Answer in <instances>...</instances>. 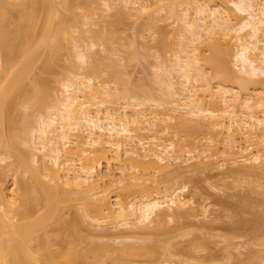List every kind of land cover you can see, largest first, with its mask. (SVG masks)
<instances>
[{
    "label": "bare ground",
    "instance_id": "1",
    "mask_svg": "<svg viewBox=\"0 0 264 264\" xmlns=\"http://www.w3.org/2000/svg\"><path fill=\"white\" fill-rule=\"evenodd\" d=\"M121 50L153 59L145 84ZM224 166L264 176V0H0V264H264V226L238 245L188 196Z\"/></svg>",
    "mask_w": 264,
    "mask_h": 264
},
{
    "label": "rangeland",
    "instance_id": "2",
    "mask_svg": "<svg viewBox=\"0 0 264 264\" xmlns=\"http://www.w3.org/2000/svg\"><path fill=\"white\" fill-rule=\"evenodd\" d=\"M112 21L111 22L113 24H111L112 26H110L115 31V38H117L116 35H122L124 38H127L126 40L130 39V41H132L133 39H135L136 41H138L136 42L134 40L136 43H141V36L136 34L140 32L139 22H133L128 18H123L118 21ZM158 25H160L162 28H169L166 21H160ZM133 34H135V38ZM159 34L156 38L160 37ZM123 37L121 38L123 39ZM145 38L147 39L148 37ZM136 43L135 45H137ZM151 44H153V42ZM65 45L66 55L56 60V62L54 63L53 72L42 73L43 77L52 79L61 76L66 71L67 64L73 61V58L71 57V55L73 54L71 44L69 42H66ZM135 49H137L135 51L139 50L138 47ZM138 52H136V57L131 60L124 58L125 53L123 51L120 52L119 54L121 57L118 58V65H122L121 67H119V69L121 70V72H123V74H126L124 76L121 75L122 78L130 77V82H132V84L136 82H139L140 84L141 81H143V83L141 84H145V81L143 79L145 78L146 81H148V77H150V74L148 76L147 73H150V71L152 70L151 69L149 71V69L151 68L149 62L152 58L143 59L142 55H140L139 58L137 57L139 54ZM65 57L69 58L65 59ZM146 75L148 79L146 78ZM122 78L120 77V79ZM139 84L136 83V86ZM134 85L135 84H133L132 86L134 87ZM225 168L227 167H221V170L219 171L218 169H213L212 171L205 170L206 172L195 171V173L193 174L188 173V176H183L182 178H187L190 181L189 182L187 180L189 182L188 196L190 195L196 205H205L206 207H208L209 213L214 220V222H212V226H214L215 229L212 231V233H219L221 235H225L227 238L230 237L231 241L237 243L238 245H245L249 242L254 241L259 242L263 238V235L261 233L259 234L260 229H258V227L264 226V176L228 174ZM104 170L105 169H103V171ZM257 184H261V186L258 187ZM249 195L250 197H248ZM220 199H223V201H221ZM257 213L259 214V224L256 227L241 223V220L249 222L253 221ZM176 224L178 225V223ZM183 224L188 225V227L184 230L189 232L187 235L182 237L184 241L194 240V242L198 244V252L201 254H205L210 248V250H212L215 255H219L220 249L224 245L221 241V237L211 236L210 238L208 237V241L203 240V237H207V235L203 233L202 229L195 227L194 223V225L190 224L189 221H183ZM204 245H206L207 248L204 247ZM215 245L217 246L215 247ZM243 247L245 248V246ZM258 248L264 249V245H259ZM241 250H244L246 252L247 248H241ZM242 256L244 257V255Z\"/></svg>",
    "mask_w": 264,
    "mask_h": 264
}]
</instances>
